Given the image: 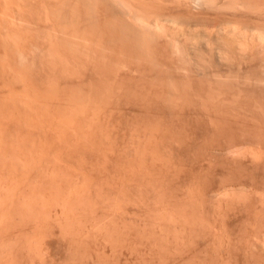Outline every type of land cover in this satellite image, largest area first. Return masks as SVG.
I'll use <instances>...</instances> for the list:
<instances>
[{"label": "rangeland", "instance_id": "1", "mask_svg": "<svg viewBox=\"0 0 264 264\" xmlns=\"http://www.w3.org/2000/svg\"><path fill=\"white\" fill-rule=\"evenodd\" d=\"M0 1V264H264L263 40Z\"/></svg>", "mask_w": 264, "mask_h": 264}, {"label": "bare ground", "instance_id": "2", "mask_svg": "<svg viewBox=\"0 0 264 264\" xmlns=\"http://www.w3.org/2000/svg\"><path fill=\"white\" fill-rule=\"evenodd\" d=\"M8 1H10V0H8ZM7 1V2H8ZM16 1V2H15ZM0 2H2V1H0ZM4 2V1H3ZM3 2H2V4H3ZM6 2V1H5ZM11 3H12V1H10ZM10 2H9V4H10ZM13 2H15V3H12L13 4V6L15 5V6H17V7H19L21 10L22 9H24V10H26V12H28L30 15V18H28V17H25V14L24 15H20V16H17V18L19 19V17H20V19L22 20V21H26V23L27 24H30L29 23V19H31L32 17H34L35 15H37V13H39V11H41L40 12V14L38 15L39 16V18H40V21H41V19L43 20V19H45V20H43V21H48V20H50V21H48V23H50L51 21H55L54 22V24L56 23V22H59V23H63V25L62 26H64L66 23H70V19H73L72 18V16H73V14L74 15H76L75 14V12L73 13V12H71V13H73L72 14V16L69 14L70 13V11H68L69 13H67V11H66V9H68L69 10V8L72 10V8L74 7V9L76 10V8H75V6L76 5H78L79 7L77 8V10L78 9H85L86 10V14L84 15V18L82 19V17H83V15L79 18V15H80V13L81 12H78V17L77 18H79V19H77V20H83V22L81 23L80 21H76V18L74 19L76 22V24L75 23H73V21L74 20H71V24H72V27L74 28V26L75 25H78L79 26V24L81 23V26H82V24L83 25H89V23L91 24V18L92 19H95V20H98L100 23H98L97 21H95V20H93L92 22H97V24H96V28L98 29V28H100V26H97L98 24H101V22L103 23V21H101L100 19L101 18H103V19H105V21L106 20H108L109 22L110 21H112V22H116V23H114V24H119L120 23V25L122 26V29H121V27H119L118 25V27L117 28H120L122 31H119V30H117V28L116 27H113V28H116V29H113L114 30V32H116V34L115 35H117V34H119L120 32L123 34V35H125L127 38L128 37H133V36H135V35H137V37H139V38H137V39H141V38H144V36L142 37V35H149V36H145V38L146 39H148L147 37H150L151 38V36H152V39L154 38V40H155V38L156 37H158L159 38V36L158 35H160L161 37H164L165 36V34H167L165 37H167V36H171L172 34V29L171 30H168V31H171V33L170 32H167V26H174L173 28L176 30V28L175 27H177L178 26V28L180 27V26H182V25H184V27H185V24L188 26L187 28H191V25H189V24H193V21H191V19L192 18H190V12L192 13V10L194 11V13L195 12H198V14H200L199 16H198V14H197V16H195L196 18H197V20H199L198 19V17L200 18L201 16H203V15H206V16H208L209 17V15L208 14H210V15H216V16H218V15H220V18H222L221 17V15H226V17L227 16H229V17H231L230 18V21H229V19L227 20V21H224V19H223V21L222 22H220L219 23V25H218V30H219V32H218V30L216 31V29L217 28H215V26L213 27V29H214V31H216V33H220L221 35H224V37L226 36H228V37H231V38H235V39H246L245 41V43H248L247 41L250 39H255V41H256V39H258V41L257 42H259V41H261V40H263V42H264V0H13ZM16 3H19V4H16ZM7 4V3H6ZM22 6H21V5ZM1 5V4H0ZM4 5H5V3H4ZM3 5V6H4ZM11 5V4H10ZM6 6V5H5ZM7 6H8V4H7ZM7 6L5 7V8H7ZM14 6V7H15ZM9 7V6H8ZM22 7V8H21ZM164 8L163 10L165 11L166 9L167 10H169V12H170V10L171 9H173V8H175L176 10L177 9H179V10H189L190 8H193L190 12H188V16H189V18H187V19H183L184 21H188L187 23H185V22H182V24H180L181 22L179 21V20H181L182 21V18L181 19H179V20H177V17L178 16H176V18H174V13L176 12L175 10H173V11H175L174 13H173V11H171L172 12V14H174V15H169L170 16V18L167 16L168 15V13H165L163 10L160 12L161 14H163L164 15V18H166V16H167V18L166 19H163L162 17V15L159 13V14H157L160 10H159V8ZM12 8V7H11ZM74 9H73V11H74ZM100 9H103V10H105V11H107L106 13H103V15L104 16H101V14H100ZM19 10V9H18ZM17 10V11H18ZM84 10V11H85ZM157 10H159V11H157ZM14 11H16V10H14ZM82 11V10H81ZM91 11V12H90ZM104 11V12H105ZM25 12V11H24ZM89 12V13H88ZM163 12V13H162ZM181 12V11H180ZM179 12V13H180ZM101 13H102V11H101ZM182 13H183V11H182ZM184 13H186V12H184ZM14 14V13H13ZM22 14V13H21ZM33 14V15H32ZM82 14H83V12H82ZM92 14V15H91ZM167 14V15H166ZM176 14H177V12H176ZM15 15V14H14ZM14 15H13V17H14ZM43 15H44V17H43ZM76 15V16H77ZM90 18H88L87 16ZM159 15H161V16H159ZM179 15V14H178ZM182 15V14H181ZM86 16V17H85ZM101 16V17H100ZM173 16V18H171ZM187 17V14L186 15H183V17ZM193 16V15H192ZM205 16V20H207V17ZM15 17H16V15H15ZM15 17H14V19H15ZM37 17V16H36ZM73 17H75V16H73ZM204 17V16H203ZM219 17V16H218ZM228 17V18H229ZM237 17H239V19L240 18H242V17H246L245 19H249V20H251V22H253V23H255V24H251V22L248 20L247 22V24L248 25H243V26H241L242 24H239V23H236V19H234V21H235V23L233 22V20H232V18H237ZM38 18V17H37ZM85 18H87V19H89V20H86ZM162 18V19H161ZM179 18V17H178ZM211 19L210 20H212V22L214 21V16H213V18L212 17H210ZM224 18H225V16H224ZM86 20V22H85V20ZM102 19V20H103ZM190 21H189V20ZM216 20L217 19H219V18H215ZM197 20H196V22H197ZM204 20V19H203ZM209 20V19H208ZM209 20V21H210ZM232 20V21H231ZM241 20V19H240ZM239 20V21H240ZM243 20H244V18H243ZM243 20H241V21H243ZM18 21V20H17ZM88 21H90L89 23H87ZM104 21V22H105ZM117 21H119L118 23H117ZM163 21H164V23H165V25H164V23H163ZM165 21H167V23H171L170 25H167L166 24V22ZM176 21H178V22H180L179 24L176 22ZM195 21V20H194ZM219 21H221L220 19H219ZM238 21V20H237ZM238 21V22H239ZM256 21V22H255ZM33 22V21H32ZM80 22V23H79ZM109 22H107L106 21V23H104V25L106 26L107 25V23H108V25L106 26L107 28H109V29H107V32H108V30H110L111 28V26H109V24L111 23H109ZM195 22V23H196ZM206 22V21H205ZM244 22H245V20H244ZM250 22V23H249ZM14 23V22H13ZM25 23V24H26ZM58 23V24H59ZM65 23V24H64ZM86 23V24H85ZM94 23H92L93 25H95ZM185 23V24H184ZM189 23V24H188ZM194 23V24H195ZM198 23H201V21L200 22H198ZM197 23V24H198ZM202 23H204V21L202 22ZM202 23L201 24H199V26L198 27H200V25L202 26ZM208 23V22H207ZM216 23L218 24V22L216 21ZM243 23V22H242ZM246 23V22H245ZM53 24V25H54ZM70 24V25H71ZM75 24V25H74ZM91 24V25H92ZM196 24V25H197ZM205 24V23H204ZM214 24V23H213ZM234 24H238V25H234ZM41 25H43V24H41ZM51 25V24H50ZM57 25V24H56ZM60 25V24H59ZM92 25V27H94L95 28V26H93ZM113 25V24H112ZM167 25V26H166ZM195 25V26H196ZM210 25V24H209ZM216 25V24H215ZM29 26V25H28ZM44 26V25H43ZM55 26V25H54ZM62 26H60L59 28H61L60 30L62 31V33H63V31L64 30H62ZM66 27L68 26V29L67 30H69L70 28H72V27H70L69 28V25H65ZM194 26V27H195ZM241 26V27H240ZM33 27V26H32ZM36 27V26H35ZM45 27V26H44ZM87 27H89V29H90V25L89 26H87ZM92 27H91V29H92ZM105 27V28H106ZM183 27V26H182ZM184 27H183V29H184ZM194 27H192V28H194ZM197 27V26H196ZM211 27V26H210ZM216 27H217V25H216ZM47 28V27H46ZM53 28V27H52ZM63 28H65V27H63ZM73 28H72V30L70 31V32H72L73 31ZM75 28H77L78 29V27H75ZM74 28V30H76ZM80 28V27H79ZM84 28V27H83ZM93 28V29H94ZM190 28L189 29H186V27H185V30H190ZM28 29V28H27ZM43 29V28H42ZM86 29V28H85ZM92 29V30H93ZM196 29H200V28H196ZM201 29H202V27H201ZM200 29V30H201ZM24 30V29H23ZM29 30V29H28ZM46 30V29H45ZM48 30V32L50 31V32H54V31H52V30H54V28L52 29V30H50L49 28L47 29ZM57 30H59V29H57ZM59 30V31H60ZM79 30V29H78ZM104 30V29H103ZM102 30V31H103ZM119 31L118 33H117V31ZM175 30H174V32H175ZM180 30V29H179ZM178 30V31H179ZM181 30H182V28H181ZM180 30V31H181ZM195 30V29H194ZM204 30V32H206L205 31V29H203ZM80 31H82V29L80 30ZM96 31V30H95ZM112 31V30H111ZM110 31V32H111ZM184 31V30H183ZM182 31V32H183ZM211 31H212V28H211ZM42 32V31H41ZM69 32V31H68ZM74 32V31H73ZM77 32H79V31H76V32H74L75 33V35L73 36V37H77L78 35H76L77 34ZM83 33H85L84 32V29H83V31H82ZM81 32V33H82ZM93 32H94V30H93ZM101 32V31H100ZM176 32H177V30H176ZM191 33H192V30L190 31ZM198 32V31H197ZM208 32V31H207ZM27 33V32H26ZM64 33H67L66 32V29H65V31H64ZM73 33V34H74ZM82 33V38L81 39H84L86 36L84 35ZM109 33V32H108ZM112 34H113V32H111ZM170 33V34H169ZM188 33V32H187ZM202 33V32H201ZM213 33H215V32H213ZM55 33H53L52 35H54ZM56 34H57V32H56ZM70 34V33H69ZM73 34H71V35H73ZM80 34V33H79ZM88 34H91V33H89V31H88ZM93 34H95V33H93ZM103 35H104V33H102ZM102 34H100V35H102ZM106 34V33H105ZM112 34H111V36H112ZM139 34V35H138ZM176 34V33H175ZM174 33H173V36L175 35ZM182 34V33H181ZM200 34V33H199ZM204 34V33H203ZM212 34V33H211ZM92 35V34H91ZM98 35H99V33H98ZM102 35V36H103ZM115 35H114V37L113 38H116L115 37ZM121 36L122 38H125L124 36ZM153 35H154V37H153ZM157 35V36H156ZM164 35V36H163ZM189 35V34H188ZM206 35H208V34H206ZM210 35V34H209ZM217 35H219V34H217ZM55 36H57V35H55ZM58 36H60V35H58ZM85 36V37H84ZM93 36V35H92ZM101 36V37H102ZM105 36V35H104ZM140 36H141V38H140ZM210 36H212V35H210ZM64 37H65V35L63 34V37H61V38H63L64 39ZM66 37H68V35H66ZM72 37V38H73ZM79 37V36H78ZM77 37V38H78ZM111 37V38H112ZM131 37V38H132ZM160 37V38H161ZM198 37H199V35H198ZM201 37H204V36H201ZM227 37V38H228ZM87 38V37H86ZM96 38V37H95ZM126 38V39H127ZM135 38V37H134ZM136 38H135V40H136ZM145 38L144 39H142V40H144L145 41ZM221 37L219 36V40H223V39H220ZM231 38H229V39H231ZM118 39H120V38H118ZM133 39V38H132ZM132 39H128V40H132ZM152 39H148V41H152ZM104 40H105V38H104ZM113 40V39H112ZM120 40H122V39H120ZM233 40V39H232ZM113 41H115V40H113ZM117 41V40H116ZM126 41V40H125ZM137 41V40H136ZM136 41H134L133 40V42H136ZM228 41V40H227ZM235 41V40H234ZM237 41V40H236ZM124 42V41H123ZM132 42V41H131ZM143 42V41H142ZM226 42V41H225ZM224 42V43H225ZM238 42V41H237ZM239 42H240V40H239ZM242 42L244 43V40H242ZM252 42V41H251ZM254 42V41H253ZM129 43H130V41H129ZM137 43V42H136ZM147 43V42H146ZM229 43V42H228ZM227 43V44H228ZM242 43V44H243ZM139 44H141L140 42H139ZM237 44V43H236ZM241 44V45H242ZM264 44V43H263ZM232 45H233V42H232ZM244 45H246V44H244ZM260 45H262L261 44V42H260ZM236 46H238V45H236ZM245 46H243V48H244ZM239 48V47H238ZM240 49H242L241 48V46H240V48H239V50ZM26 213V212H25ZM18 214H20V212L18 213ZM19 216V215H18ZM19 219H20V217H19ZM25 219V218H24ZM23 220V219H22ZM10 237H12V236H10ZM1 239V238H0ZM8 239H9V237H8ZM17 240H18V238H16ZM11 240V239H10ZM7 241V240H6ZM2 243L1 244H3L4 242L3 241H1ZM8 242V241H7ZM11 242V241H10ZM9 242V243H10ZM15 242V241H14ZM13 242V243H14ZM9 243H6L5 242V244L4 245H8ZM0 244V245H1ZM10 244H12V242L10 243ZM12 245H14V244H12ZM15 245H16V243H15ZM10 246V245H9ZM7 247V246H5L7 249L8 248H10V247ZM17 246H18V244H17ZM0 247H3V245L2 246H0ZM6 248H4V249H6ZM3 249V248H2ZM10 249H12V247L10 248ZM17 249V248H16ZM19 249V248H18ZM1 251V250H0ZM7 252V251H6ZM5 252V253H6ZM9 252V251H8ZM12 252V251H11ZM2 254V253H1ZM10 254V253H9ZM12 255V254H11ZM2 256H5L4 254L2 255ZM0 258H1V256H0Z\"/></svg>", "mask_w": 264, "mask_h": 264}]
</instances>
